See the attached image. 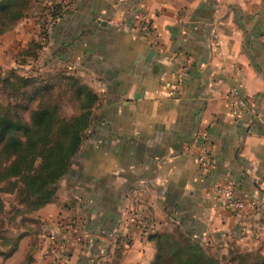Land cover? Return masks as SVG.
Listing matches in <instances>:
<instances>
[{"label": "crops", "instance_id": "crops-1", "mask_svg": "<svg viewBox=\"0 0 264 264\" xmlns=\"http://www.w3.org/2000/svg\"><path fill=\"white\" fill-rule=\"evenodd\" d=\"M32 4L23 20L57 24L46 48L98 101L63 190L31 215L36 228L6 264H152L157 241L142 234L138 211L154 235L176 228L224 253L264 255V0ZM138 13L153 25L152 42ZM185 60L189 74L171 94ZM232 87L249 99L240 117L227 103ZM205 129L213 144L207 178L185 152ZM215 182L254 205L224 209Z\"/></svg>", "mask_w": 264, "mask_h": 264}, {"label": "trees", "instance_id": "trees-1", "mask_svg": "<svg viewBox=\"0 0 264 264\" xmlns=\"http://www.w3.org/2000/svg\"><path fill=\"white\" fill-rule=\"evenodd\" d=\"M32 5V0H0V35L28 17ZM34 78L22 80L38 85L39 80ZM64 79L67 84L63 87L72 92L70 98L78 104L76 116L66 117L55 100L41 101L30 109L29 120L19 108L0 107V184L11 185L29 213L54 200L59 182L70 171L92 126L97 93L75 76L65 75ZM53 86L47 83L40 90L45 92ZM4 209L0 198V216ZM150 238L156 239L159 249L152 264H221L225 258L207 251L199 239L188 233L180 239L161 234H152ZM17 246L7 257L13 255ZM236 254L233 264H264V255L258 251Z\"/></svg>", "mask_w": 264, "mask_h": 264}, {"label": "rangeland", "instance_id": "rangeland-1", "mask_svg": "<svg viewBox=\"0 0 264 264\" xmlns=\"http://www.w3.org/2000/svg\"><path fill=\"white\" fill-rule=\"evenodd\" d=\"M34 6L36 9L39 7L36 3ZM21 20L12 29L0 35V107L19 108L25 119L29 120L30 109H35L41 101L55 100L60 103L62 113L66 117L76 116L79 112L78 104L70 98L72 92L63 87L67 84L64 79L65 75L75 76V73L67 68L61 54L51 55L49 49L46 48L52 46V44L49 45L50 38L58 27L57 24L53 25L51 20L47 22L43 17L38 20L34 17ZM142 36L147 38L143 33ZM32 77L39 80L38 85L36 82L23 83L22 79ZM47 83L54 85L53 88L45 92L40 90ZM38 89L39 92H37ZM41 91L43 93H40ZM57 187L58 191H62L63 183L58 184ZM11 189V185L0 184V198L5 205L4 212L0 216V264H6L10 258L7 255L15 248V245L19 244L23 236L32 233L36 228L31 216L34 212H27L17 192ZM184 233L186 232L175 228L171 231L166 230L161 235H171L180 239ZM83 235L86 233L83 232ZM115 238L113 241H116ZM86 240H90L92 244L95 242L91 238H86ZM206 250L218 256L224 255L225 258L222 259L221 264H233L236 253L240 251L230 249L224 253L217 246L206 247Z\"/></svg>", "mask_w": 264, "mask_h": 264}, {"label": "built area", "instance_id": "built-area-1", "mask_svg": "<svg viewBox=\"0 0 264 264\" xmlns=\"http://www.w3.org/2000/svg\"><path fill=\"white\" fill-rule=\"evenodd\" d=\"M137 20H139V26L141 28V32L147 38H152L154 36V28L150 20L143 13L137 14ZM189 60H185V63L182 65L180 70L176 75V83L171 88L170 93L174 94L178 87L185 83V80L189 74L190 64ZM228 106L230 110V114L233 117H240L243 112H245L249 107V99L244 98L240 94V90L237 87H232L228 91ZM185 152L193 153L198 165L199 174L203 178H207L210 175L213 167V144L211 141L210 132L208 129L199 131L192 138L191 144H188L185 147ZM213 189L219 196V201L221 206L230 210L234 213H239L244 209H247L249 206L254 205L248 203L246 200H242L238 198L232 187L224 186L220 183H213ZM140 228L142 230V234L144 236H151L153 233V224L152 221L148 218H145L141 211L137 212L136 216ZM69 233L66 232L63 235V243L62 246L67 244L69 240Z\"/></svg>", "mask_w": 264, "mask_h": 264}]
</instances>
